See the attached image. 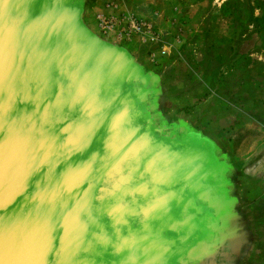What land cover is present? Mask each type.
I'll return each mask as SVG.
<instances>
[{"label": "water", "instance_id": "1", "mask_svg": "<svg viewBox=\"0 0 264 264\" xmlns=\"http://www.w3.org/2000/svg\"><path fill=\"white\" fill-rule=\"evenodd\" d=\"M86 6L0 0V264H122L136 231L125 233L131 218L115 221L108 202L166 220L135 208L150 209L145 177L130 200L120 181L151 164L135 96L146 83L159 94L161 76L92 31Z\"/></svg>", "mask_w": 264, "mask_h": 264}, {"label": "rangeland", "instance_id": "2", "mask_svg": "<svg viewBox=\"0 0 264 264\" xmlns=\"http://www.w3.org/2000/svg\"><path fill=\"white\" fill-rule=\"evenodd\" d=\"M85 1L86 10H96L93 21L85 20L92 31L161 76L159 96L169 119L219 138L239 172L251 228L244 264H264V0ZM158 163L151 162L154 188L142 187L154 197L149 211H139L147 221L166 211L165 197L157 195L166 177ZM104 210L119 222L134 211L110 202ZM149 253L144 264H158L160 251Z\"/></svg>", "mask_w": 264, "mask_h": 264}, {"label": "flooded vegetation", "instance_id": "3", "mask_svg": "<svg viewBox=\"0 0 264 264\" xmlns=\"http://www.w3.org/2000/svg\"><path fill=\"white\" fill-rule=\"evenodd\" d=\"M154 92L147 83L143 85L135 96V117L142 123L141 134L149 140L141 150L144 160H158V173L166 175L165 191L157 193L165 197L166 220L143 222L138 216L131 217L128 227L122 224L125 233L136 231V237L119 250L127 252L122 264L147 263L152 259L151 247L160 251L158 264H164V259L165 264H244L251 228L240 200L238 170L209 134L169 119L161 97ZM151 166L123 172L120 181L127 199L138 197L134 191L139 178L145 177L143 187L154 188ZM152 199L150 194L149 205ZM135 204L141 210L138 200ZM161 234L166 237L164 245Z\"/></svg>", "mask_w": 264, "mask_h": 264}, {"label": "crops", "instance_id": "4", "mask_svg": "<svg viewBox=\"0 0 264 264\" xmlns=\"http://www.w3.org/2000/svg\"><path fill=\"white\" fill-rule=\"evenodd\" d=\"M94 7H92L91 9H87V10H85V13H84V20H86V22L90 19V21H93V16H94V14H95V12H96V10H94L93 9ZM88 25V24H87ZM89 26V25H88ZM215 39H219V38H217V37H214V40ZM161 84V83H160ZM189 118H191V116H189V117H186V119L187 120H189ZM192 120V119H191ZM193 121V120H192ZM191 122V121H190ZM199 126H200V124H199ZM202 129H205L206 127H204L203 125H201L200 126ZM205 133H207V134H209V135H211V137H212V140H214L215 142H217L219 145H221V142H220V140H219V138H218V140L216 139V137H214L213 138V136H212V132L211 131H206V129H205V131H204ZM217 140V141H216Z\"/></svg>", "mask_w": 264, "mask_h": 264}, {"label": "built area", "instance_id": "5", "mask_svg": "<svg viewBox=\"0 0 264 264\" xmlns=\"http://www.w3.org/2000/svg\"><path fill=\"white\" fill-rule=\"evenodd\" d=\"M141 28V27H140ZM140 28H139V30H140Z\"/></svg>", "mask_w": 264, "mask_h": 264}]
</instances>
